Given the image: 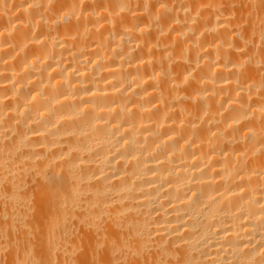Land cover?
Instances as JSON below:
<instances>
[{"label": "bare ground", "instance_id": "obj_1", "mask_svg": "<svg viewBox=\"0 0 264 264\" xmlns=\"http://www.w3.org/2000/svg\"><path fill=\"white\" fill-rule=\"evenodd\" d=\"M26 235L264 264V0H0V245Z\"/></svg>", "mask_w": 264, "mask_h": 264}, {"label": "rangeland", "instance_id": "obj_2", "mask_svg": "<svg viewBox=\"0 0 264 264\" xmlns=\"http://www.w3.org/2000/svg\"><path fill=\"white\" fill-rule=\"evenodd\" d=\"M248 1H249V0H248ZM250 1H252V0H250ZM257 1H258V0H257ZM260 1H261V0H260ZM245 2H247V0H245ZM247 4L249 5V3H247ZM26 236L28 237V235H26ZM34 236H35L34 239H36V238H37L36 235H34ZM37 236H39V235H37ZM23 237H24V236H23ZM23 237H22V236H17V239L19 238L18 241H19V240H22V239L25 241V239H26L27 237H26V238H25V237L23 238ZM42 237H43V236H41V238L38 237L39 240L41 239V240H40V241H41V244H42V242L45 244V246H41V247H45L44 249H47L48 246H49L48 248L52 247L53 250H55V253H53L54 251H53V252L51 251L52 248H51V249H48V250H43V251H50V253L48 252V255H50L51 257H53L54 254H55L54 259L57 258V257H61L62 254H63V253H61L62 251H64L63 256L66 258V260H69V262H71L72 258L74 259V261H76V259H75L76 257H75V256H78V255L80 254V252H79L78 250L81 251V247L78 248L80 245H79V243L74 242V240L71 241L70 243L73 244V242H74L75 245H73V247H74V246H78V247H77L78 249L74 247V248L77 250V252H75V251H74V248L72 249L71 245H70V248H69V244L66 245L65 248H67V249H72V250H73V251L70 250V255H69L68 253H65L66 251H68L67 249L63 248V250L61 251V250L57 249L56 246H55V249H54V247H53V240H51V239L49 238V242H48V241H47V238H48V237H46V241L44 240V238H43V241H42ZM13 238H14V237H13ZM13 238H9L10 241L13 242L14 239H16V237H15L14 239H13ZM28 238H29V239H26V240H27V242L30 241V244L28 243L29 245L26 244L27 242L24 243V241H23V245H24V244H25V246L27 245V246H26V252H25V250H23V249H25V246H20V245H21L20 243H21L22 241H21V242H18V241H17L18 243L16 242V243L18 244V246L21 247L20 249L23 250L22 253L25 252V253H23V254L21 253V251L19 250V248H16L17 246H16L15 241H14V243H15L14 245L11 243V244H12L11 247H12V246H13V247L16 246V247H15L16 250H14L15 248L13 249V247H12L13 250L11 249V252L13 251L12 253H14L15 255H14V254H11V253L9 252L10 250H9L8 252L5 251V249H10V247H9V246H10V243H9L10 241H9V242H7V240H5L6 242L3 241V242H5V246H4V244H3V245H0V249L2 250V251H0V252L3 253V254L0 253V254H1V255H0V258H1L0 261H2V260H3V261L6 260V259H4V257L6 258L7 255H5V254H8V253H10V254L12 255V257H13V258H12L11 256H9V257H11V259H13V260H9V259H8V260H9V261H8V264H12V262H14V261H19L18 259H19L20 256H22V255L25 256V257L27 256L26 258H27L28 260H30V261H31L32 259H34L35 256H38L39 251H38L37 248H36L37 250H36L35 248L33 249V246H34V247H37V246H36L37 244H38V246H39V244H40V243H39V240L36 239L37 241H35V242L32 241V242H34V243L31 245V243H32V242H31V239H32V240H34V239L32 238V236H29ZM9 239H8V240H9ZM12 239H13V240H12ZM44 241H45V242H44ZM51 241H52V242H51ZM37 242H38V243H37ZM47 242L50 243V244H52V245H51V246H50V245H47ZM0 243H1V242H0ZM8 243H9V244H8ZM35 243H36V244H35ZM42 245H43V244H42ZM46 245H47V247H46ZM30 246H31V249H33V251L30 250V249H29V250L31 251V253L33 252L32 255H33L34 257H32L31 253L27 251L28 247L30 248ZM2 247H4V248H2ZM7 247H9V248H7ZM22 247H23V248H22ZM41 247L39 248V250H41ZM17 249H18V250H17ZM56 249H57L58 251H61V252L58 253V251H57ZM65 250H66V251H65ZM4 251H5L6 253H5ZM17 251H18V253H17ZM36 251L38 252L37 254H36ZM56 251H57V252H56ZM71 251H72V252H71ZM27 252H28L29 255H31V256H29ZM41 252H42V251H41ZM68 252H69V251H68ZM73 252H74V255H75V256H74V255L71 256V255L73 254ZM78 252H79V254H78ZM4 253H5V254H4ZM26 253H27V254H26ZM44 253H45V252H43L42 254L40 253V254L42 255V257H41V255H40V256L37 257V258L40 259V257H41V259H43L44 256H45ZM56 253H58V254L56 255ZM71 253H72V254H71ZM75 253H76V254H75ZM17 254H18L19 256H16ZM24 254H26V255H24ZM34 254H35V255H34ZM43 254H44V256H43ZM52 254H53V256H52ZM46 255H47V253H46ZM48 255H47V256H48ZM66 255H67V256H66ZM1 256H2V257H1ZM15 256H16L18 259H17ZM50 256H49L48 259H47V258H44L43 261H45V260H46V261L49 260V259L51 258ZM68 256H69V258L72 257L71 260H70L69 258L67 259ZM9 257H7V258H9ZM31 257H32V258H31ZM45 257H46V256H45ZM15 258H16V260H15ZM21 258L25 261V259H24L23 257H21ZM29 258H30V259H29ZM37 258H36V259H37ZM22 259H21V261H22ZM36 259H35V260H32L33 262H31V263H32V264H33V263H35V264H39V261H40V262L42 261V260L40 259V260L38 261V263H36ZM52 259H53V258H51V260H52ZM28 260H27V261H28ZM51 260H50V261H47L48 263H46V264H49V262L56 261V259L53 260V261H51ZM43 261H42V262H43ZM74 261L72 260V262H74ZM5 262H6V263H5ZM5 262H4V263L7 264V261H5ZM28 262H29V261H28ZM42 262H41V263H42ZM1 263H2V262H0V264H1ZM29 264H30V263H29ZM43 264H45V263L43 262ZM50 264H52V263H50Z\"/></svg>", "mask_w": 264, "mask_h": 264}]
</instances>
